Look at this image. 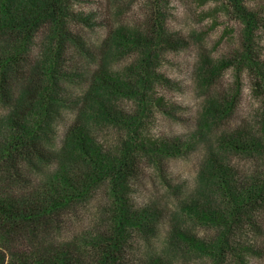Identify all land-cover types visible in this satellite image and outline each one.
I'll return each mask as SVG.
<instances>
[{
  "label": "rangeland",
  "instance_id": "obj_1",
  "mask_svg": "<svg viewBox=\"0 0 264 264\" xmlns=\"http://www.w3.org/2000/svg\"><path fill=\"white\" fill-rule=\"evenodd\" d=\"M64 6L71 37L54 75L58 99L47 120L35 110L27 114L46 159L18 158L11 167L0 158V195L44 193L63 165L73 184L60 224L25 234V247H70L92 261L94 243L113 234L110 179L87 173L68 147L69 131L81 126L110 157L126 142L132 146L136 164L124 197L149 220L127 230L118 263L264 264V201L232 218L215 181L217 168L239 188L264 178L263 80L242 60L248 42L264 70V0H68ZM248 16L256 20L250 29ZM48 27L29 43L22 77L43 68ZM103 77L119 82V90H107ZM17 84L12 99L0 97V135L22 105ZM235 132L246 143L238 149L227 143ZM2 253L10 255L0 241V263Z\"/></svg>",
  "mask_w": 264,
  "mask_h": 264
},
{
  "label": "trees",
  "instance_id": "obj_2",
  "mask_svg": "<svg viewBox=\"0 0 264 264\" xmlns=\"http://www.w3.org/2000/svg\"><path fill=\"white\" fill-rule=\"evenodd\" d=\"M67 1L0 0V41L6 43L0 47V97L12 99L14 85L20 82L22 84L19 89L23 91L20 95L21 100L23 99L22 105L19 104L18 108L13 109L14 112L10 114L5 124L6 129L0 135V158L10 161L11 167L18 158L26 160L35 158L34 160L40 163L46 159L45 152L37 144L39 140L37 130L27 124V114L30 115L35 110V115L41 113L42 118L47 120L53 109L54 101L58 99L54 75L58 74L65 44L71 37L65 20L64 5ZM247 20L248 29H250L256 20L253 16H248ZM44 25L50 26L48 37L51 45L46 52L48 54L45 57L43 68L33 67L27 71L29 74H24L22 77L21 71L24 72V69L30 66L23 55L27 53L29 43ZM137 41L138 39L135 38V42ZM244 50L242 60L248 61L252 69L257 71L263 80L262 86L264 87V70L255 60L248 42H245ZM41 73H45L46 80L40 77ZM102 81L110 92L119 90V82L112 79L107 80L105 77ZM98 102L105 107L102 101L98 100ZM102 113L109 116L106 110ZM42 122H32V124L35 123L38 127ZM0 126H2L1 123ZM232 136L227 143H232L234 149L246 144L242 133L235 132ZM68 139V147L78 152L77 162L86 166L87 173H93L99 180L110 179L109 193L110 195L112 193L115 203L112 219L113 234L109 238L102 236L103 238L94 243L93 248L96 250V255H93L92 261L81 260L70 247L53 246L46 252L45 250L35 252L25 247L22 242L25 234L36 232L39 227L48 228L50 223L59 225V212L70 203L71 198H68L67 188H72L73 184L66 178L68 168L63 165L56 172L57 174L49 183L48 190L44 193H38L36 196L34 194L19 195L11 190L5 195H0V241L10 253L8 258L7 254L2 253L0 264L2 262L3 264H125L124 262L118 263V257L120 256L121 260L123 258V245L127 239V230L137 226L142 227L145 221L148 222V216L131 211L124 197L136 164L130 142L124 143L120 152L118 151V156L113 158L105 155L81 126L72 128ZM165 146L164 149H166ZM252 146L255 144H248V147ZM20 180L21 178L19 182ZM215 181L223 198L230 202L229 211L232 218H238L247 205H250L248 213L250 214L253 210V203L264 201V178L263 181L253 179L251 183L239 188L235 182L229 180L224 170L217 168ZM227 229L229 231L230 227ZM224 238L222 237L218 247L224 245ZM100 240L104 244H101ZM16 243L18 248H12L11 246H16Z\"/></svg>",
  "mask_w": 264,
  "mask_h": 264
}]
</instances>
